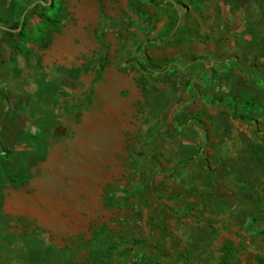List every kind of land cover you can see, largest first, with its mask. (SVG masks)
Returning a JSON list of instances; mask_svg holds the SVG:
<instances>
[{
    "label": "rangeland",
    "instance_id": "1",
    "mask_svg": "<svg viewBox=\"0 0 264 264\" xmlns=\"http://www.w3.org/2000/svg\"><path fill=\"white\" fill-rule=\"evenodd\" d=\"M210 2L0 0V264H264V15Z\"/></svg>",
    "mask_w": 264,
    "mask_h": 264
},
{
    "label": "crops",
    "instance_id": "2",
    "mask_svg": "<svg viewBox=\"0 0 264 264\" xmlns=\"http://www.w3.org/2000/svg\"><path fill=\"white\" fill-rule=\"evenodd\" d=\"M214 2L217 4H215ZM210 4H212L210 6L211 8L215 9L216 11L220 10L222 14L232 15L233 13L234 15L240 16V15L262 13L264 15V3H263V7L261 8L259 7V5L256 4V0H247L244 3L242 1L239 2V0H231V3L229 5L227 4L226 0H211ZM222 4L223 6H221ZM0 10H1V6H0ZM24 26H25V22L22 21L21 23H18L17 27L15 28L19 36L23 35ZM62 36L63 34H61L60 39L54 41L51 45L47 47H43V49L36 48L35 53L41 55V57L37 60H34L35 66H32V68L30 67V68L22 69L21 70L22 75H19L18 73H16V71H13L12 77L15 79L16 78L27 79L30 80L31 84L34 85L38 84V86H40L41 83L46 82L49 77L56 76V73L59 72V74H61V78L63 81L65 79L66 80L71 79L73 81L71 84L74 85L75 83L74 80L78 81L82 77L81 76L82 73L81 71H79V64H80L79 60L73 61L72 59L73 56L77 57V55L81 53L82 48L80 44L75 45V47L69 45V38L67 36L66 37H62ZM21 53H22L20 55L21 57L24 58L27 57L28 52L22 51ZM57 66L63 67L64 69H68L70 71V75L68 76L65 75V73L63 72L61 73L59 69H57ZM42 96H43L42 93H40V97ZM44 96H46L45 93ZM30 257L32 256L30 255Z\"/></svg>",
    "mask_w": 264,
    "mask_h": 264
}]
</instances>
